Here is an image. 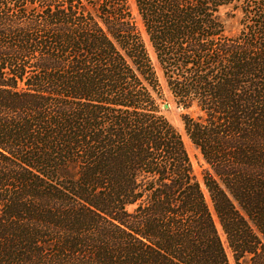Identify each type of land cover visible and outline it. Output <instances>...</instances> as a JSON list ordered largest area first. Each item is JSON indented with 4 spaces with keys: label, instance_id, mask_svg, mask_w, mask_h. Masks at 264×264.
<instances>
[{
    "label": "trees",
    "instance_id": "obj_1",
    "mask_svg": "<svg viewBox=\"0 0 264 264\" xmlns=\"http://www.w3.org/2000/svg\"><path fill=\"white\" fill-rule=\"evenodd\" d=\"M133 1L0 0V264H264V0Z\"/></svg>",
    "mask_w": 264,
    "mask_h": 264
},
{
    "label": "rangeland",
    "instance_id": "obj_2",
    "mask_svg": "<svg viewBox=\"0 0 264 264\" xmlns=\"http://www.w3.org/2000/svg\"><path fill=\"white\" fill-rule=\"evenodd\" d=\"M239 1H243V0H239ZM129 3L131 6V9L133 11V14L135 15V17H136V19H137V21H138V23L142 29V25H141L140 20L138 18L137 10H136L134 1L129 0ZM222 17L225 21L226 30H227V33L230 35V37L239 35V33L241 32V29H242V23L240 22L241 18H242V14H241L240 10H234L232 7L225 8L222 12ZM143 35H144V39L146 41L148 50L150 52L151 59L153 61L155 69L158 73L159 80H160L162 90L164 93V97L167 100L166 103L160 105V110H161L162 114H164V116L170 121V123L182 134V136L184 138V142L186 144V149L189 153V156H190V159H191L194 171H195V174H196L198 180L200 181V183L202 185V188H203L204 193L206 195L207 201H208V203L212 209V204H211V201L209 198V194L203 185V172L207 168V165L205 164L199 150H197L195 148V146L192 145V143L190 142L189 138L186 135V132L184 129V124H183L182 119H181V115L183 113V110L177 108L176 104L174 103L173 97H172V95H171V93L167 87V84H166L165 79L163 77L162 71H161L159 64L157 62L155 53H154L152 46L148 40V37L146 36L144 31H143ZM165 104L169 105V109L164 108ZM214 216H215V214H214ZM219 231H220L222 240L224 242V246L226 248V252H227L230 264H249L247 260H241V261H239V263L234 260L233 255H232V253H231V251L227 245L225 236H224L220 226H219Z\"/></svg>",
    "mask_w": 264,
    "mask_h": 264
},
{
    "label": "water",
    "instance_id": "obj_3",
    "mask_svg": "<svg viewBox=\"0 0 264 264\" xmlns=\"http://www.w3.org/2000/svg\"><path fill=\"white\" fill-rule=\"evenodd\" d=\"M164 108H165V109H169V105H168V104H165V105H164Z\"/></svg>",
    "mask_w": 264,
    "mask_h": 264
}]
</instances>
